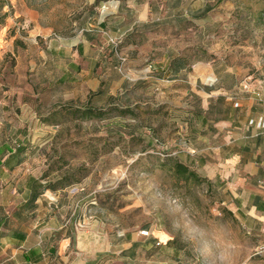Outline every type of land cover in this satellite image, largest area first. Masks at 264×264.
I'll use <instances>...</instances> for the list:
<instances>
[{
    "label": "rangeland",
    "instance_id": "374dc122",
    "mask_svg": "<svg viewBox=\"0 0 264 264\" xmlns=\"http://www.w3.org/2000/svg\"><path fill=\"white\" fill-rule=\"evenodd\" d=\"M7 1L0 147L28 150L0 168V190L33 175L57 203L31 220L27 246L54 234L53 264H85L98 249L107 253L93 264H264V211L252 205L254 193L264 201V176L239 181L231 165L221 187L172 166L205 142L188 121L202 103L191 82L264 89V0ZM173 56L188 65L177 77L159 66ZM84 107L111 110L85 119ZM125 236L136 240L128 253Z\"/></svg>",
    "mask_w": 264,
    "mask_h": 264
},
{
    "label": "crops",
    "instance_id": "0c3cea01",
    "mask_svg": "<svg viewBox=\"0 0 264 264\" xmlns=\"http://www.w3.org/2000/svg\"><path fill=\"white\" fill-rule=\"evenodd\" d=\"M140 37L144 38L142 33L141 36L139 35V40ZM82 43H79L78 48L83 45ZM85 49L88 51L92 48L85 44ZM165 52H169V50H165ZM173 59L178 60L174 72V76L177 77L188 68L184 59L173 56L159 66L166 72ZM98 61L101 60L95 56L94 64L96 65ZM158 78L169 81L164 77ZM219 79L216 77V81ZM196 81L191 82L192 90L201 98L202 103L199 113L197 112L198 115L194 112L188 121L191 125H197V127L194 126L195 140L204 137L205 142L192 145L193 149L190 150L192 152H178V156L196 170L200 176L212 183L221 184V187L228 184L227 180L232 175L235 166L239 174V181L250 179L256 182L261 178L260 176H264V89L257 93L247 91L246 94H238L236 89L242 83L239 81L228 86L222 83L217 86L203 84L202 87L198 86L200 89L194 87L197 84ZM221 91L229 93V95L221 96L224 95ZM213 97L215 98L211 99ZM218 99L226 101V106L220 113L213 109ZM197 117H200L199 121H197ZM24 155L21 158L25 160ZM21 164L22 162L19 165ZM231 165L234 167L231 168ZM4 169L8 171V169ZM240 170L244 173L241 174ZM33 178L39 177L28 175L22 182L11 184L12 187L0 190V264L54 263L55 257L50 253L54 247L53 244L48 245L49 239L54 234H50L45 241L40 239L35 245L27 246L28 239L32 235L31 220L40 211L45 210L49 213L52 205L57 206V203L52 201L48 195L51 190L38 187V184H44L45 181L40 179L33 183ZM255 194L258 193L253 195ZM3 199L6 202H3ZM6 206L7 208L11 207V211L7 210ZM253 207L256 208L255 205ZM14 221L21 222L23 227L24 222H27V229L25 227L12 228L11 224ZM36 231L38 232L37 236L41 237L42 230ZM125 240L130 243V246L121 248L119 252L128 253L126 249H130L136 244V240L128 238V236H125ZM106 251L98 249L96 255L87 260L85 264L96 263L97 259L107 253Z\"/></svg>",
    "mask_w": 264,
    "mask_h": 264
},
{
    "label": "trees",
    "instance_id": "16d2710c",
    "mask_svg": "<svg viewBox=\"0 0 264 264\" xmlns=\"http://www.w3.org/2000/svg\"><path fill=\"white\" fill-rule=\"evenodd\" d=\"M7 0H0V24L4 22L7 12H2V9L4 8L5 5H8ZM178 60L173 59L168 67V70H171V73L175 72V67L178 65L177 64ZM111 108L109 109H103V108H94V107H84V108H77L75 110L80 117L89 119V118H102L104 117L108 111H110ZM121 114H127L128 112H132L133 110L129 107L125 108H120L119 109ZM28 150V147L25 144H17L16 146H10V145H3L0 147V168H6L8 170H12L14 167L19 165L21 162H23V158H21L22 155H24ZM179 157V156H178ZM173 171L181 176L184 177L187 180L190 179H200L202 178L196 170L192 169L191 166L188 163H185L180 159H176L173 162ZM42 178H33V183L39 181ZM205 179V178H204ZM41 187L42 189H50L54 190L55 187L52 186L50 183H44V184H38V187ZM253 205L256 206L257 210L259 211H264V201L262 200V196L260 194H255L253 195ZM54 248L50 250V253L52 255V251ZM53 256V255H52ZM98 260H101V257ZM93 264V263H92Z\"/></svg>",
    "mask_w": 264,
    "mask_h": 264
},
{
    "label": "bare ground",
    "instance_id": "6f19581e",
    "mask_svg": "<svg viewBox=\"0 0 264 264\" xmlns=\"http://www.w3.org/2000/svg\"><path fill=\"white\" fill-rule=\"evenodd\" d=\"M156 235L161 239V240H166L167 239V234L162 232V231H159V232H156Z\"/></svg>",
    "mask_w": 264,
    "mask_h": 264
},
{
    "label": "built area",
    "instance_id": "2783aa9c",
    "mask_svg": "<svg viewBox=\"0 0 264 264\" xmlns=\"http://www.w3.org/2000/svg\"><path fill=\"white\" fill-rule=\"evenodd\" d=\"M143 235H148V231L147 230H143L142 232H141Z\"/></svg>",
    "mask_w": 264,
    "mask_h": 264
}]
</instances>
